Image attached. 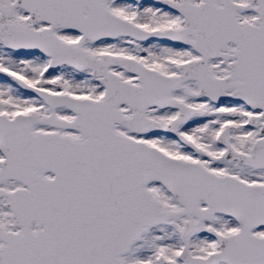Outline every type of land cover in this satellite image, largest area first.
I'll list each match as a JSON object with an SVG mask.
<instances>
[{
  "label": "snow or ice",
  "instance_id": "snow-or-ice-1",
  "mask_svg": "<svg viewBox=\"0 0 264 264\" xmlns=\"http://www.w3.org/2000/svg\"><path fill=\"white\" fill-rule=\"evenodd\" d=\"M0 264H264V0H0Z\"/></svg>",
  "mask_w": 264,
  "mask_h": 264
}]
</instances>
